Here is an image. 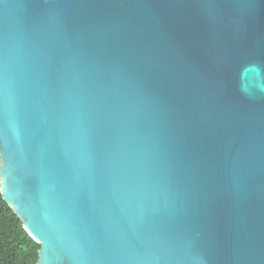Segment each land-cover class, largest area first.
Segmentation results:
<instances>
[{
	"label": "water",
	"instance_id": "obj_1",
	"mask_svg": "<svg viewBox=\"0 0 264 264\" xmlns=\"http://www.w3.org/2000/svg\"><path fill=\"white\" fill-rule=\"evenodd\" d=\"M0 158L37 264H264V0H0Z\"/></svg>",
	"mask_w": 264,
	"mask_h": 264
},
{
	"label": "trees",
	"instance_id": "obj_2",
	"mask_svg": "<svg viewBox=\"0 0 264 264\" xmlns=\"http://www.w3.org/2000/svg\"><path fill=\"white\" fill-rule=\"evenodd\" d=\"M40 250L41 245L4 200L0 185V264H37Z\"/></svg>",
	"mask_w": 264,
	"mask_h": 264
}]
</instances>
